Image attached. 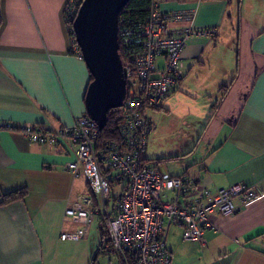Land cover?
I'll return each instance as SVG.
<instances>
[{"label": "crops", "instance_id": "crops-1", "mask_svg": "<svg viewBox=\"0 0 264 264\" xmlns=\"http://www.w3.org/2000/svg\"><path fill=\"white\" fill-rule=\"evenodd\" d=\"M69 1L0 0V123L58 130L87 115L92 76L74 51L65 16ZM160 9L192 15L171 22L173 29L217 28L213 37L188 41L182 81L151 111L187 105L182 110L191 109L203 128V149L199 142L180 156L189 163L179 176L196 179L212 193L238 183L263 192L244 204L236 199L239 210L232 215L215 213L217 230H208L204 242L185 240L183 227L170 225L172 264H264V0H173ZM152 122L146 159L158 167L150 153ZM74 160L68 139L36 144L19 130L0 129V198L28 189L24 199L0 205V264H91L100 253L113 257L110 264H121L118 255L100 250L99 219L82 240L60 238L79 227L65 217L66 209L94 195L85 177L68 169ZM112 200L109 212L115 210ZM97 204L102 208L98 197Z\"/></svg>", "mask_w": 264, "mask_h": 264}, {"label": "built area", "instance_id": "built-area-1", "mask_svg": "<svg viewBox=\"0 0 264 264\" xmlns=\"http://www.w3.org/2000/svg\"><path fill=\"white\" fill-rule=\"evenodd\" d=\"M169 1L173 0H153L144 22L129 19L121 26L119 23L128 91L120 107L118 141L101 147L102 130L88 115L58 130L22 127L32 143L56 146L62 139L70 140L75 160L67 167L73 175L84 176L94 194L79 197L66 209L65 217L79 227L61 232V240L84 239L92 224L106 217L110 244L121 264H172L166 245L170 225H181L185 240L204 242L208 230H217L212 220L215 213L232 215L239 210L236 199L244 204L263 195L258 186L241 183L212 193L199 187L196 179L173 176L145 162L154 128L149 112L158 109L182 81L183 52L188 41L217 34L216 27L173 29L171 22L189 20L192 15L161 12L160 5ZM71 2L67 16L77 12ZM74 50L83 58L78 44H74ZM0 125L12 127L6 122ZM192 194L200 195L193 199ZM97 197L102 208L96 206ZM113 198L115 210L109 212L106 205Z\"/></svg>", "mask_w": 264, "mask_h": 264}, {"label": "water", "instance_id": "water-1", "mask_svg": "<svg viewBox=\"0 0 264 264\" xmlns=\"http://www.w3.org/2000/svg\"><path fill=\"white\" fill-rule=\"evenodd\" d=\"M130 0H83L73 32L92 80L85 95L87 115L101 130L108 112L127 97V75L119 43V15Z\"/></svg>", "mask_w": 264, "mask_h": 264}, {"label": "rangeland", "instance_id": "rangeland-1", "mask_svg": "<svg viewBox=\"0 0 264 264\" xmlns=\"http://www.w3.org/2000/svg\"><path fill=\"white\" fill-rule=\"evenodd\" d=\"M182 109H188L187 105L177 111L169 112L164 109L149 112L156 124L154 138L150 145L151 158L162 172L169 171L177 176L184 174L185 167L189 163L186 157L180 156L191 148L199 146V142H201L199 152L204 146L201 140L203 128L198 126L195 114L191 109L187 111ZM115 189L118 190L117 187ZM111 259L113 257L100 253L97 257V264H110Z\"/></svg>", "mask_w": 264, "mask_h": 264}, {"label": "trees", "instance_id": "trees-1", "mask_svg": "<svg viewBox=\"0 0 264 264\" xmlns=\"http://www.w3.org/2000/svg\"><path fill=\"white\" fill-rule=\"evenodd\" d=\"M152 1L153 0H130L128 2V4L126 5V7L122 10V12L119 15L120 26L122 24V21L127 23V21L129 19H132L133 21L139 20L141 22H144L149 16ZM70 2H71V0L69 1L68 4H70ZM82 2H83V0H72V2H71L72 6L77 7V12L75 13L74 16H67V14H66L67 7L65 10L66 21H67V24L69 27L70 35L73 37L74 44H77V42H76L75 35L73 32V21L75 20L77 14H78V11H79V8H80ZM1 23H2V18L0 16V25H1ZM120 52H121V56H122L123 60L126 62V59H125L126 56H125V53L123 52L122 46L120 48ZM92 79L93 78H91V80ZM121 121H122V109L115 108V109H111L108 112L107 124H106L105 128L101 131V135L99 138V145L101 147H105L106 144H108L110 142L118 141L120 139V133H119L118 127H119V124ZM11 126H10L11 128H5V129L10 130V131H18L19 130V131L23 132L22 127L14 126V125H11ZM37 126H39V125H37ZM3 128L4 127H2L0 125V129H3ZM145 162L148 163L147 159ZM154 163H156V162L154 161ZM27 194H28V189L25 187L17 189L15 191H12L11 193H7L6 195H3L2 198H0V205H5V204H9L11 202L17 201V200H22L27 196ZM97 205L98 204H96V206ZM106 222H107L106 217H103L99 220L100 230H101V234L103 236L104 245H105V246L102 245L100 250H102V248H103L106 252H109V253L111 252V253L116 254L114 252V250L112 249L111 244H110ZM96 263H97V260L95 258V259H93L91 264H96ZM120 263H121V261H120Z\"/></svg>", "mask_w": 264, "mask_h": 264}]
</instances>
